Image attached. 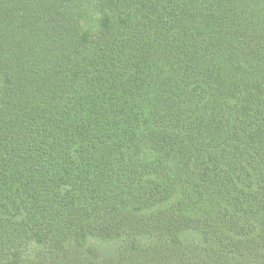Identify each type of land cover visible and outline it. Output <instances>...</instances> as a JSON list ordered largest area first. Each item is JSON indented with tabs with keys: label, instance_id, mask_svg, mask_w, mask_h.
I'll list each match as a JSON object with an SVG mask.
<instances>
[{
	"label": "trees",
	"instance_id": "obj_1",
	"mask_svg": "<svg viewBox=\"0 0 264 264\" xmlns=\"http://www.w3.org/2000/svg\"><path fill=\"white\" fill-rule=\"evenodd\" d=\"M0 264H264V0H0Z\"/></svg>",
	"mask_w": 264,
	"mask_h": 264
}]
</instances>
